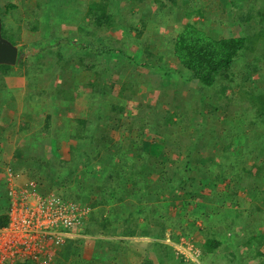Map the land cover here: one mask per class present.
Here are the masks:
<instances>
[{
  "label": "rangeland",
  "instance_id": "obj_1",
  "mask_svg": "<svg viewBox=\"0 0 264 264\" xmlns=\"http://www.w3.org/2000/svg\"><path fill=\"white\" fill-rule=\"evenodd\" d=\"M120 1H112L110 6L114 17L112 27L101 28L93 35L95 46H99L98 41L106 45L112 40L109 46L120 51L97 56L92 51L86 53L65 45L66 42H93L85 17L89 0H0L5 31L14 40H22L25 34V42H19L21 58L30 62L26 69L17 67L0 80L3 91L0 94V111L3 110L0 128L11 119L10 112L5 109L8 101L3 102L4 94L11 92L17 99L21 116L15 129H6L21 139L19 125L24 126L22 121L28 117L24 110L29 109H25V98H29L31 103L43 108L38 122L43 128L40 131L44 130L46 135L39 131L34 134L37 147L33 153H37V160L30 157L28 166L44 184L39 166L48 161L46 171H51L52 182L51 187L44 188L46 193L54 192L67 199L69 194L80 192L87 202L92 193L105 189L100 185L107 176L113 184L112 191L108 192L115 201L108 202L105 209L106 214L113 210L115 217H119L112 225L116 231L118 226L120 229L126 226L122 218L127 217V214L121 215L118 208L121 202L117 198L129 200L126 206L136 209L139 203L131 195L137 198L145 195L146 201H142L145 210L141 215L153 214L171 218L170 221L181 216L191 218L194 219L191 230L198 227L208 233L201 230V237L198 235L192 243L186 231L178 243H174L170 235L176 234L177 228H167L163 239H156L166 245V249L159 251V258L152 259V264H231L230 254L236 259L243 258V264L248 261L264 264V255L253 256L257 245L252 240L257 232L264 233V126L257 127L255 119L246 116L253 112L250 102L244 99V89L248 88L259 103L264 104V39L255 35L264 27L261 22L264 0H190L192 8L199 3L205 10L204 17L195 14L190 19L183 16V11L190 6L185 0L180 1L179 6L170 5L174 0H162L166 5L161 9L153 0H137L131 5L129 1ZM187 21L211 34L248 36L254 51L239 54L227 79H218L212 86L193 82L189 73L166 51ZM140 32L137 38L136 33ZM57 38L63 41L57 42ZM40 46L45 49L39 50ZM58 59L63 61L64 69ZM50 66H53L52 71ZM242 86L245 88L241 89ZM87 108L93 109L94 114L86 115ZM166 114H175L172 118L178 120L179 125H165L162 119ZM47 115L59 132L50 141L55 147L45 156L42 145L49 136L48 128L43 127ZM97 119L99 121L95 122ZM99 123L104 128L109 127L105 137ZM5 135L8 139L10 133ZM72 135H86V138L77 141ZM143 136L154 146L158 145L160 154L156 158L136 149V145L144 141ZM108 137H111L109 142ZM92 140L100 141L98 151L104 158L114 157V162L104 166L100 156H94L90 149ZM123 147L128 149L121 150ZM124 157L138 163L132 174L122 168ZM161 159L163 165L159 164ZM4 169L5 165L0 166V177ZM152 170L162 173V182L168 185L162 184V197L168 200L155 198L154 190L159 192V189L153 184L156 179L149 176ZM28 178L26 176L25 180ZM134 179L138 180L137 184ZM2 181L0 178V208H5ZM180 187L185 192H181ZM229 193H234L233 204H229ZM183 205L189 208L182 210ZM87 208L91 211L89 205ZM212 211L213 214L207 216ZM156 220L149 218L144 223L141 218L140 229L158 235V229L154 228ZM256 224L260 229H256ZM208 235H215L222 241L221 252H216L219 256L215 258L202 256L198 251L202 239ZM71 239L81 248V254L72 256L65 264H88L85 251L88 253L92 246H96V251H91V258L103 262L107 250L109 252V242L117 240L115 234H76ZM152 240L151 236L128 240L137 242V247L130 250L131 264L147 262L145 243ZM134 249L138 251L136 257ZM259 249L264 254V241ZM223 253H227L224 258ZM56 261L54 257L52 264Z\"/></svg>",
  "mask_w": 264,
  "mask_h": 264
},
{
  "label": "trees",
  "instance_id": "obj_2",
  "mask_svg": "<svg viewBox=\"0 0 264 264\" xmlns=\"http://www.w3.org/2000/svg\"><path fill=\"white\" fill-rule=\"evenodd\" d=\"M112 1L121 2L120 0H89L87 3L86 9H85V17L87 18V21L89 23V35L92 38L93 42H88V43H79V42H64L65 45L71 46V48H75L78 51H84V52H94V55H102V54H109L112 51H120L119 49L113 50L112 46L109 44L111 43L112 40L108 41L106 45H104V41H98L97 44L99 46H95L94 43V34L95 32L99 31L101 28H111L112 24L114 23V17L113 14L110 12V6L113 4ZM124 3L129 1V5L133 4L137 0H123ZM156 2V5L159 9H161L163 6L166 5V3L162 0H153ZM180 1L182 0H174L173 2H169L170 5L173 6H179ZM185 2H188L190 5L188 8H186L183 11V16L186 18H189L191 16H194L195 14L198 15L199 17H204L205 10L202 8V4L196 3L194 7L192 8L193 3H190V0H185ZM232 4L235 5L234 2ZM9 7H13V5H9ZM216 7V6H215ZM1 18V36L4 39H8V41H11L10 43L13 45H17L20 41V39L14 40L13 36L8 34V32L5 31V18ZM261 22H264V14L262 15ZM84 29V27H80V29ZM136 37L138 38L141 32L138 34L136 33ZM255 35L258 36L260 39H264V27L255 32ZM9 36V37H6ZM12 38H11V37ZM250 36V35H249ZM251 37V36H250ZM253 38V37H252ZM63 41L61 38H57V42ZM169 48L166 49L167 54L171 56L172 58L175 59L177 65L181 67L184 71H187L189 73V78L191 81L200 83L205 86H212L213 84L216 83L218 79H227L229 71L232 70V68L235 66V62L237 61L236 59L239 57V54H243L245 52L252 53L254 51V47L251 45L250 38L245 35H236V36H224V35H216V34H211L208 31L200 28L197 26L196 23L192 21H187L184 23V25L181 27L178 33L174 36L173 40L170 41ZM167 45V46H168ZM18 57L16 58V63L14 65H6V64H0V80H3V76H7L9 73L13 72V68L19 67L23 68L26 66V61L21 58V53H22V47H18ZM45 49V47L40 48L39 50ZM58 58L59 55L57 56ZM258 58V57H255ZM59 65L61 69H64L63 66V61L61 62L60 59H58ZM51 71L53 70V66H50ZM163 68V67H162ZM245 87H241V89H244ZM245 91V96L244 99L246 101L250 102L251 108H252V114L249 113L246 116L249 118H254L256 121L257 127H263L264 126V104H260L259 100H257L254 95L249 92L250 90L248 88L244 89ZM242 92V91H241ZM248 92V93H247ZM243 100V99H242ZM259 103V104H257ZM91 114H94L91 110V108H87ZM175 116V114H166L162 122L165 125H169L172 127H177L179 125L178 120H174L172 117ZM182 119V118H181ZM174 120V121H173ZM50 121H51V116L47 115L46 116V122L44 124L45 128H48L50 126ZM99 120L97 119L95 122H98ZM245 121H248L246 118ZM252 121V120H251ZM94 122V123H95ZM97 123H95L94 126ZM99 129L103 132V136L105 137L106 135V130L109 129V127H102L104 126L102 123L98 124ZM108 133V132H107ZM85 134V132H84ZM88 134V133H87ZM73 138H75L77 141L82 140L83 138H86V135H83V137H79L78 135H72ZM77 136V137H75ZM92 136V135H91ZM89 136L88 139L91 137ZM109 140L111 141V137H108ZM79 139V140H78ZM94 139H96L94 137ZM144 141H141V143H138L136 145V149L139 150L141 153L148 154L150 157L156 158L160 154V149L157 146H154L152 142H149L146 140V137L143 136ZM100 142V141H99ZM99 142H96V140H92L89 142L91 144L90 149L93 150V154L96 157L100 156V159H102V163L104 166H109L112 162H114L113 158L114 157H109V158H104V155L102 156V153L98 151L100 148ZM106 142V144L108 143ZM114 143V142H113ZM89 144L85 146L88 147ZM113 145V144H111ZM116 147V146H114ZM128 148L123 147L121 150H127ZM123 152V151H122ZM121 152V153H122ZM124 154V153H123ZM37 159H35L36 161ZM124 163V165H123ZM106 164V165H105ZM136 162L131 161L126 159L124 157L122 159V168L125 167L129 170L130 174H132V170L137 167ZM159 164L163 165L164 161L161 159ZM43 165V164H42ZM39 168H42V166H39ZM246 171V169H243ZM149 176L154 180V186H156L159 189V192H155V198L158 201H161L162 199L168 200L167 197H162V184L165 186L167 184L162 182V173H158L157 171H149ZM29 179L35 180L39 183L40 190L44 191V186H43V181H39L40 178H38L37 173H30ZM113 179V178H112ZM136 180V179H134ZM4 182V181H3ZM138 180H136L137 184ZM152 182V181H150ZM102 183V184H101ZM100 186L102 187L104 185L105 189H99L98 193H92V197L89 199V201L85 202L83 198L80 196V192L74 193V194H69L67 199L78 202L84 206H90L91 211H88L87 213V218L84 221L83 224V230L79 231L80 235L88 236V235H96L98 236H112V234L116 236L117 240H112L109 242V252H112L114 255L112 256L111 262L113 264L116 263V260L118 264H130V258H131V249L137 247V242L134 241H128L129 239H142V238H147V237H153V240L150 241L149 243L146 242L145 245H147V248H145V253L148 252V255L146 256L147 262H143L141 264H152L151 260L159 258L157 257V254L159 251L162 252V249H166L165 246L161 242L157 241V238L163 239L165 235V231L167 228H171V230H174L177 228V233L176 234H171L170 235V240L171 242L178 243V240L181 235L186 233L188 231V234L191 235L190 242L195 243L196 242V237L200 235L201 237V230L204 231V229H200L197 227L195 230H191L192 226V220L191 218H185V217H178L176 219H173L172 221L171 218H161L158 216H154L151 214L150 216H143L141 213H143V207H142V201L144 200L143 195L141 198H137V195H131L132 199L136 200L137 203H139L136 207V209L128 208L126 205L129 203V200L122 201V199L117 198L119 200L120 205H119V210L121 212V215L127 216L126 218H122V222L126 224V226H123L121 229L119 228L120 226L113 227L112 225L119 220V217H115V214L113 210L106 214V209L105 205L110 202V201H115V197L111 196V193L108 192L112 191L113 184L112 180L109 179L107 176L104 177L103 182H101ZM131 184V183H130ZM128 186V185H127ZM168 186V185H167ZM170 189V188H169ZM168 189V190H169ZM5 190V189H4ZM133 190L134 192L137 191V187L134 184L133 185ZM152 191V189H150ZM181 192H185L183 187H180ZM135 194V193H133ZM165 195V194H164ZM163 195V196H164ZM228 197L231 199V202L229 204H233L232 202V197L234 193H229L227 194ZM62 197L61 195H59ZM63 198V197H62ZM189 206L183 205L182 210H187ZM5 210L7 211V201L5 204V208H0V227L5 225L7 223V214L5 213ZM194 212H196V209L194 208ZM208 214H213V211ZM206 216V215H205ZM142 218V221L146 223L149 218L151 219H157L154 221V228L158 229L159 234L158 235H153V233H146L143 232L140 228V222ZM197 218V217H196ZM225 220H227L228 217H223ZM211 224V223H209ZM145 225V224H144ZM228 225V224H227ZM174 226V227H173ZM119 228V229H118ZM153 228V227H152ZM150 229V227H148ZM256 229H260V226L256 224ZM250 231V230H247ZM144 233V234H143ZM208 234V233H205ZM252 240L256 241V249L253 251L256 252L254 255H262L263 253L260 252L259 254V248L262 247L263 241H264V233L257 232V235L252 238ZM76 242L74 240L70 239H65L63 244L57 245L56 251L53 249L54 256L56 258V264H65L67 263L72 256H79L81 254V248L76 246ZM141 243V242H138ZM222 246V241L221 239L215 237V235H208L206 238L202 239V242L199 245V253L202 256H206L207 258H215L219 256L216 254V252H220L219 248ZM96 248V246H95ZM94 246L90 247L88 250V253L85 251V254H87V258L85 261L88 264H102V260L100 259H93L91 258V251H96ZM134 251V257L138 255V251L135 249L132 250ZM108 252V250H107ZM198 253V254H199ZM227 254V253H226ZM226 254H222V258L226 256ZM217 255V256H216ZM231 258L229 262L231 264H243L241 261L243 258L236 259L233 255H231ZM251 255V259L253 258ZM152 257V258H151ZM179 258H182V255L178 254ZM249 258V257H248ZM89 260V261H88ZM240 261V262H239ZM14 264H36L33 261H24V262H17ZM111 264V263H110ZM181 264V263H180ZM248 264H253V262H249Z\"/></svg>",
  "mask_w": 264,
  "mask_h": 264
},
{
  "label": "built area",
  "instance_id": "obj_3",
  "mask_svg": "<svg viewBox=\"0 0 264 264\" xmlns=\"http://www.w3.org/2000/svg\"><path fill=\"white\" fill-rule=\"evenodd\" d=\"M4 185L7 223L0 227V264H52L53 249L80 235L76 231L83 230L88 208L41 191L37 181L25 180L10 167L5 168Z\"/></svg>",
  "mask_w": 264,
  "mask_h": 264
},
{
  "label": "crops",
  "instance_id": "obj_4",
  "mask_svg": "<svg viewBox=\"0 0 264 264\" xmlns=\"http://www.w3.org/2000/svg\"><path fill=\"white\" fill-rule=\"evenodd\" d=\"M0 17H2L1 14H0ZM0 20H1V18H0ZM24 39H25V34L22 35V40H24ZM23 42H25V41H23ZM17 46H19V43L15 47H17ZM40 47H44V46H40ZM38 64L39 63H37V65ZM29 66H30V62L26 61V66H24L23 68L26 69ZM34 66H36L35 63H34ZM16 68L17 67L14 66L13 71H15ZM22 79H25V78L22 77ZM3 85H4V83H3ZM2 92L3 91H1L0 94ZM4 96H5V98H3V102H5L6 100L8 101V108H5V109H7L8 112H10L11 119L8 118L6 120V125L5 126L2 125L3 128H0V166L5 165V168L8 166H11L13 168L18 169L23 175H24V173H26L25 175L30 177V173H32V172L30 171V168L28 166L29 161H30L29 159H30V157H33L31 159L34 161L37 158L35 156V155H37V153H33V151L35 150V147H37V141L35 139L34 134H36V132L39 131L41 134L46 135V132L44 130L40 131V129H43V128L42 127L40 128V124L38 122L39 115L41 114V111L43 110V108H41V106L38 105L37 103H34V102L31 103L29 98L26 97L25 103H26L27 107L25 109H27L28 107H29V109L24 110L25 114L28 115L27 119L22 121V122H24V126L22 123H21V125H19V133L21 134V136H20L21 139H19V136H17L19 141L7 143V141H9V140L17 139L15 135H12L10 130L6 129V127H10L12 129H15V124H18V121H17L18 117L21 116V114L19 112L21 110H20V107L18 106V103L16 101L17 99L13 95V93L10 92V94L8 95L6 92V94H4ZM9 97H13L14 99L11 101V99ZM86 110H87L86 111V115H87L89 113V110L88 109H86ZM2 112H3V110L0 111V113H2ZM22 115H23V112H22ZM3 118H5V116H3ZM29 125H30V131L28 130ZM0 127H1V125H0ZM43 127H44V125H43ZM60 127L63 129L65 128V126H60ZM88 131L90 132V129ZM7 132L10 133V135L7 136L8 139H6V135H5V134H7ZM48 132H49V136H47L48 137L47 141L45 143H43V145H42V148H44V150H43L44 154L43 155H45V156H47L48 153L50 151H52V149L55 147L54 143H52L50 141H52L54 139L55 135H57L59 132L58 127L56 126L55 122L52 119L50 122V126L48 127ZM62 141H63V139H62ZM6 164H7V166H6ZM47 165H48V161H45L44 164L42 165V168H39L41 171H43V173L41 175L42 176L44 175V184H43L44 188L51 187V182H52V180L50 178L51 171H46ZM3 175H4V172H2L0 178L3 179ZM26 176H23V177L25 178ZM2 184H3V181H2ZM144 199H145V196H144ZM144 201H146V200H144ZM142 206H143V204H142ZM144 210H145V208L143 206V212H144ZM220 252H221V250H220ZM259 252H261L260 249H259ZM106 254H107V257L103 261V263L104 264H110V263L113 264V262H111V260H113V259H111V258L114 254L112 252H106ZM115 264H118L117 260H116Z\"/></svg>",
  "mask_w": 264,
  "mask_h": 264
},
{
  "label": "water",
  "instance_id": "obj_5",
  "mask_svg": "<svg viewBox=\"0 0 264 264\" xmlns=\"http://www.w3.org/2000/svg\"><path fill=\"white\" fill-rule=\"evenodd\" d=\"M17 58V48L1 36L0 20V64L14 65Z\"/></svg>",
  "mask_w": 264,
  "mask_h": 264
},
{
  "label": "clouds",
  "instance_id": "obj_6",
  "mask_svg": "<svg viewBox=\"0 0 264 264\" xmlns=\"http://www.w3.org/2000/svg\"><path fill=\"white\" fill-rule=\"evenodd\" d=\"M13 45V44H12ZM17 48V47H16ZM18 49L19 48H17V53H18ZM17 57H18V54H17ZM8 167H10V168H13V167H11V166H8ZM7 168V167H6ZM13 169H15V170H17V171H19L18 169H16V168H13ZM4 171H5V169H4ZM3 171V172H4ZM20 172V171H19ZM21 173V172H20ZM22 174V173H21ZM25 179V178H24ZM29 179V178H28ZM3 181H4V175H3ZM3 184H4V182H3ZM4 189H5V185H4ZM4 198H5V190H4ZM5 213H6V210H5Z\"/></svg>",
  "mask_w": 264,
  "mask_h": 264
}]
</instances>
